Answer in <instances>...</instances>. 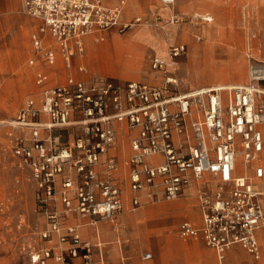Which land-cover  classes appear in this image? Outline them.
Masks as SVG:
<instances>
[{
	"label": "built area",
	"instance_id": "built-area-1",
	"mask_svg": "<svg viewBox=\"0 0 264 264\" xmlns=\"http://www.w3.org/2000/svg\"><path fill=\"white\" fill-rule=\"evenodd\" d=\"M161 2L171 5L173 0ZM24 7L42 23L39 33L48 32L58 44L66 65L82 51L83 36L110 29L126 33L140 24L139 18L122 23L119 8H106L101 0H24ZM160 21L157 17L147 25ZM184 21L177 15L165 19L167 25ZM32 45L44 62L54 64V52L36 34ZM169 53L174 61L185 46H172ZM148 67L160 75L159 84L68 79L43 90L38 103L27 100L18 111L12 126L22 135L12 153L18 166L30 172L35 205L45 221L41 240L57 241L31 252L30 264H97L92 256L99 246L81 240L76 227L64 226V220L76 215L92 224L112 223L121 212L116 162L109 155L115 123L135 131L126 161L132 209L195 197L201 226L181 223V238L201 235L219 260L233 245L259 258L256 232L264 228V208L255 182L264 179V62L249 63L245 85L185 92L176 70L157 57L149 59ZM44 80L38 75L37 84ZM68 127H78L79 135L60 146L51 133Z\"/></svg>",
	"mask_w": 264,
	"mask_h": 264
},
{
	"label": "rangeland",
	"instance_id": "rangeland-1",
	"mask_svg": "<svg viewBox=\"0 0 264 264\" xmlns=\"http://www.w3.org/2000/svg\"><path fill=\"white\" fill-rule=\"evenodd\" d=\"M189 1L174 0L171 5H165L161 0H151L149 1L151 5L146 8L144 13L122 20V23H127L133 18H139L142 26L137 25L124 34H118L116 31L108 32L105 33L103 41L94 42L99 45L107 40L101 47L106 49L102 58L107 63L108 69L112 70L113 66H122V63L118 62L122 61L126 55H129L136 59L142 57L138 60V71L144 74L150 71L148 62L151 56L156 57L155 54H160L164 57L167 53L168 55L170 54L169 51L172 46L184 45L185 53L174 59L178 66L176 76L183 89L219 84L218 82L236 84L244 81L248 56L264 60V0H261L259 4H254L252 0H215L217 3L214 0H194L195 8L186 10L185 5ZM127 6L128 0L123 8L122 19ZM23 13L27 15L25 7ZM170 15L183 16L185 21L180 25H167L165 19ZM206 15L213 18L212 22H204ZM157 17L161 20L159 24L152 27L147 25V21L150 22ZM206 29L212 30L213 35H210L209 39L205 34ZM145 30L151 38L159 41L153 44L154 46H151L152 50H148L146 44H144V41L149 39ZM210 30L208 32H211ZM109 35H116L124 41L127 39L125 48L114 45L109 41ZM194 35H198L200 38L197 37L196 40ZM93 39L94 37L89 36L87 41H85L87 52L94 49ZM8 41L9 37L7 36L5 38L7 50L9 48ZM204 41H207L210 44L209 46H211L208 50L211 52L210 57H212L213 61L212 59L206 61L205 57H203L204 54L209 53L207 48H203L206 45V43H202ZM2 44H4V40L0 42V62L4 60L5 54L2 51L3 49H1ZM221 48H223L222 53L225 55L221 54ZM249 49L251 50L248 51ZM119 54L123 57L119 56ZM86 59L87 55L84 54L83 64L90 72ZM78 63V61L73 62L70 68L73 76ZM234 63H238L241 66L243 75L234 79L231 75H227L226 78H220L219 72L227 71L228 73ZM26 64L28 65V62ZM40 65L37 64V66ZM125 66H127V68L125 67L127 70L129 69L128 71L134 70L133 68L135 67H132V65L128 67L127 64ZM60 67H63V64ZM0 68L3 69V66L0 65ZM36 73L29 77L26 82L25 80L11 79L7 77V74L0 73V264H30V253L43 247L40 234L44 229V218L36 209L34 185L29 170L18 168L14 161L12 146L19 134L10 124V122L15 120L18 111L27 100H35L34 98L38 92L35 85ZM153 73L157 78L156 82L160 81V75ZM206 79L210 80L205 81ZM65 80L66 78L64 77L58 79L57 82L60 84L65 82ZM127 81L138 80H119L120 83ZM25 83H28L30 88L20 94V85ZM2 122L5 123L2 124ZM78 135V127H68L65 129H54L51 133V138L57 137L58 144L63 146ZM241 173L242 171H237V174ZM259 188L264 189L263 184H260ZM178 204L187 205L185 202H178ZM155 205L145 206L144 209ZM189 212L191 215L197 214L194 208L190 209ZM127 215L132 218L129 213ZM175 217L176 215L172 218L174 219ZM149 222L150 226H156L157 220L153 218L149 219Z\"/></svg>",
	"mask_w": 264,
	"mask_h": 264
},
{
	"label": "crops",
	"instance_id": "crops-1",
	"mask_svg": "<svg viewBox=\"0 0 264 264\" xmlns=\"http://www.w3.org/2000/svg\"><path fill=\"white\" fill-rule=\"evenodd\" d=\"M121 1H123V5L120 7L119 5ZM126 1L127 0H102V4L106 8L119 7L121 20L130 18L137 14H142L145 12L146 8L151 5V3L149 4V1L151 0H128V6L124 10L122 19V12ZM252 1L254 4H259L261 2V0ZM194 2V0H190L187 5H185L186 10L195 8L196 5H194ZM214 2L217 3L215 0ZM213 5L215 4L213 3ZM23 10V0H0V42L4 40V44H2L1 49H3L2 51L5 53L4 60L0 62V65L3 66V69L0 68V73L7 74V77L11 79H18L21 81L25 80L26 82L29 77L34 75V73L39 70L35 75V85L38 89L36 97L34 98L35 102L38 103L43 90L56 86H62L68 79L89 83L90 81L100 77H108L117 81L120 79H136L138 81L127 82H139L149 85H157L160 83L159 81L156 82L157 78L151 71L144 74L139 73L138 60L142 57L136 59L126 55V57L122 60V66H113L112 70L108 69L107 63L102 58L106 49L101 47V45H104L107 40L103 44L99 45H96L94 42L103 41L105 33L115 32L116 29L94 32L83 36L81 38L82 51L77 52L71 59V63L66 65L62 59L58 44L49 35V33H39L42 23L25 15ZM204 18L209 20L204 21L205 23H210L213 20L212 17H207V15ZM208 30L210 29L205 30V34L209 39L210 35L213 34L212 30H210L211 32H208ZM117 33L120 34L119 32ZM145 33L149 39L148 41H144V44H146L147 49L149 50L153 44L159 41L151 38L146 30ZM35 34L38 35L45 48L54 52L55 62L53 65H48L44 62L42 56L34 51L32 36ZM7 36L9 37L8 50L6 49L5 42V38ZM89 36L94 37V49L87 52L85 41H87L86 37ZM197 37L199 36L194 35L196 40ZM202 43H206L207 45L203 46V48H207V52L209 51V53L206 55L204 54L203 57H205L206 61H208L209 59H212V57H210L211 52L208 50L211 46H209L210 44L207 41ZM71 45L73 44L71 43ZM222 50L223 48L220 49L221 54H223ZM250 50L251 49L248 51ZM84 54L87 55L86 63L89 65L88 67L91 70L90 72L83 64ZM155 55L157 57H162L160 54ZM76 61L79 63L73 76L70 72V68L73 62ZM251 61L264 62L262 59L251 58L249 55L247 58L245 80L241 81V83L233 84L218 82L219 84H209L192 89H183V87H181V91L185 92L215 86L245 85L247 83L248 66ZM27 62L29 66L26 64ZM128 63L132 66H137V70L128 71L125 68V65ZM37 64L41 65L37 66ZM61 64H63V67H60ZM177 68L178 66L176 64V69ZM38 75L45 77V80L40 85L37 84ZM64 77L66 78L65 82L58 84V79ZM208 80L210 79H206L205 81ZM23 88L25 89L23 90ZM28 88H30L28 83L21 84L19 93L22 94ZM113 127L116 132V140L114 148L109 151V155L114 157L116 162L114 178L121 190L122 210L124 208L125 209L123 212L121 210L122 213L120 212L121 214L119 213L118 215L120 217H117L116 221L112 223L99 221L96 224H92L88 220L82 219L76 215H69L64 220V226L76 227V232L81 240L88 241L93 245L99 246V248L94 249L93 252L92 258L94 262L97 264H264V228L256 232V238L259 246V258H255L239 245H233L224 253L222 259L219 260L215 251L205 244L201 235L196 237L181 238L178 235V228L181 223L188 222L195 228H199L201 226V210L199 202L195 197L185 196L175 200H160L132 209L130 205L131 195L128 191V168L126 161L131 153L130 140L134 137L135 131L128 130L123 123H115ZM17 133L19 134L18 136L22 135L21 131H18ZM24 136L27 137L29 135L26 133ZM14 159L18 166L17 159L15 157ZM18 168L20 167L18 166ZM99 173L101 172L99 171ZM263 181L264 179L257 181L255 182V185L256 188L263 194L261 202L264 208V189L259 188V185L263 184ZM178 202H185L187 205L182 206L179 205ZM149 205L155 206L144 209L145 206ZM182 208H185L186 210H183ZM193 208L197 211L196 215H191L189 212V210ZM127 213L132 215V218L128 217ZM135 214L137 215L135 216ZM174 215H176V217L173 219L172 217ZM153 218L157 220L156 226H150L149 219ZM42 243L43 247H47L56 245L57 241L56 239H53L50 242L42 241ZM146 254L150 255V258L147 260L143 258Z\"/></svg>",
	"mask_w": 264,
	"mask_h": 264
},
{
	"label": "bare ground",
	"instance_id": "bare-ground-1",
	"mask_svg": "<svg viewBox=\"0 0 264 264\" xmlns=\"http://www.w3.org/2000/svg\"><path fill=\"white\" fill-rule=\"evenodd\" d=\"M102 1V0H101ZM174 1V0H173ZM123 5V1H121L120 2V7ZM119 8V7H118ZM119 12H120V8H119ZM121 13V12H120ZM120 14H119V18H120ZM204 17V16H203ZM202 17V18H203ZM121 20V19H120ZM204 21H209V20H207V19H204ZM138 25H141L142 26V24H138ZM136 35H138V34H136ZM138 37V36H137ZM89 38V37H88ZM87 38V39H88ZM109 41H111L114 45H117V46H119V47H121V48H125V41L127 40V39H125V41L122 39V38H120V37H118V36H116V35H109ZM129 39V38H128ZM251 39V38H250ZM130 40V39H129ZM128 41V40H127ZM126 41V42H127ZM129 43V42H128ZM248 43V42H247ZM118 50H119V48H118ZM119 53V52H118ZM116 55V54H115ZM119 56H121L120 54H119ZM121 57H123V56H121ZM121 57H120V59H121ZM157 57V56H156ZM134 58V57H133ZM159 60H161L163 63H165V65L167 66V68L169 69V70H176V62H174V61H172L171 59H170V57H169V55H168V53H167V55L165 56V57H157ZM233 58V57H232ZM236 58V57H235ZM119 61V60H118ZM123 61H119L118 63H122ZM128 65V67H130V63L129 64H127ZM132 67H134V66H132ZM126 68H127V66H126ZM137 66L136 67H134L133 69L134 70H137ZM214 69V68H213ZM129 70V69H128ZM132 70V69H131ZM222 70H224V69H222ZM213 71V70H212ZM152 75V74H151ZM218 75V74H217ZM227 75H231L233 78H237V77H241L242 75H243V70H242V68H241V66L238 64V63H234V65L232 66V68L231 69H229L228 70V73H227V71H220L219 72V77L220 78H226V76ZM226 87H230V86H226ZM5 122H2V124H4ZM10 124L12 125L13 124V122H10ZM19 130L18 129H16V132H18ZM26 134V133H25ZM238 170H240V171H242L243 170V166L241 165V163L238 161V164H237V166H236V171H238ZM263 183V186H264V181L262 182ZM263 193H264V190H263Z\"/></svg>",
	"mask_w": 264,
	"mask_h": 264
}]
</instances>
